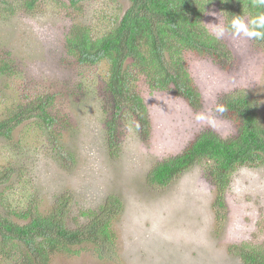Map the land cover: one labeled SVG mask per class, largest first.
Instances as JSON below:
<instances>
[{"label": "rangeland", "instance_id": "obj_1", "mask_svg": "<svg viewBox=\"0 0 264 264\" xmlns=\"http://www.w3.org/2000/svg\"><path fill=\"white\" fill-rule=\"evenodd\" d=\"M23 2L0 0V58L12 65L10 79L0 77V120L19 101L49 95L55 97L49 109L55 122L49 130L25 120L14 129L13 141L0 138V174L10 162L15 168L12 180L0 182V212L25 209L30 199L46 210L65 195L67 223L73 227L86 220L83 212L98 211L111 196L123 207L112 222L109 257L99 258L92 244L83 243L70 254L54 255L49 264H244L236 247L264 248V165L240 166L232 173L223 207L214 204L217 191L207 160L164 186L147 179L158 162L181 154L205 131L222 138L238 134L224 107L227 94L248 95L264 116V45L226 34L219 40L230 50L228 60L183 52L198 92L196 105L172 85L150 86L140 73L136 85L149 130L140 133L131 122H117L112 151L110 61L81 65L68 52L66 36L75 21L90 23L94 34L112 29L127 0H85L74 9L68 0H37L32 10ZM221 17L225 23L232 19L213 2L203 23L211 32L209 24ZM20 140L24 154L13 149Z\"/></svg>", "mask_w": 264, "mask_h": 264}, {"label": "trees", "instance_id": "obj_2", "mask_svg": "<svg viewBox=\"0 0 264 264\" xmlns=\"http://www.w3.org/2000/svg\"><path fill=\"white\" fill-rule=\"evenodd\" d=\"M70 8L85 0H68ZM37 0H24L32 10ZM128 6L113 24V28L94 34L90 23L75 21L66 36L68 52L80 63L96 64L103 59L110 61L106 90L113 105V116L108 118L109 146L117 131V122H131L140 133L148 132L149 116L144 97L137 89L136 77L145 75L150 86L167 90L173 86L176 93L190 104L198 103V92L183 60V52L230 59V50L214 38L204 25V13L217 2L224 15L251 18L264 8L253 6L252 0H127ZM248 14V15H246ZM264 45V41H258ZM230 55V56H229ZM12 65L0 58V77L10 79ZM55 97L39 96L19 101L8 110L9 116L0 120V138L13 141L14 129L25 120H34L51 129L55 118L49 109ZM225 110L237 123L238 134L222 138L215 132L201 133L185 150L165 161L158 162L148 173V181L159 186L167 185L189 166L207 160L210 164V181L216 188L214 204L224 206V195L232 173L240 166L264 165V116L251 97L242 92L227 94ZM53 138V137H52ZM21 140L13 149L20 150ZM15 150V151H16ZM24 154V153H22ZM14 163L2 168L0 182L12 180ZM31 200V199H30ZM23 209L10 206L0 212V264H49L56 254H70L74 246L93 245L96 255L105 259L115 237L112 222L123 211L122 202L109 197L98 211L83 212L86 218L77 226L67 223L70 199L60 196L46 210L34 201ZM19 221L15 222L9 217ZM244 264H264V248L242 245L235 248Z\"/></svg>", "mask_w": 264, "mask_h": 264}, {"label": "clouds", "instance_id": "obj_3", "mask_svg": "<svg viewBox=\"0 0 264 264\" xmlns=\"http://www.w3.org/2000/svg\"><path fill=\"white\" fill-rule=\"evenodd\" d=\"M252 3L256 8H264V0H252ZM209 25L211 26V34L217 40L222 39L226 34H230L234 38L264 41V12H258L251 18L234 16L227 23L223 22L221 17L218 24ZM218 111L223 112L224 109L219 108Z\"/></svg>", "mask_w": 264, "mask_h": 264}]
</instances>
